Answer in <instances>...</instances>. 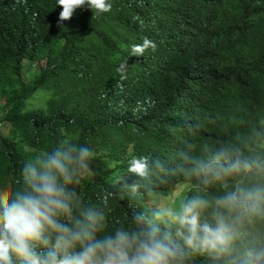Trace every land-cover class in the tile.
<instances>
[{
    "label": "trees",
    "instance_id": "16d2710c",
    "mask_svg": "<svg viewBox=\"0 0 264 264\" xmlns=\"http://www.w3.org/2000/svg\"><path fill=\"white\" fill-rule=\"evenodd\" d=\"M61 8L56 0H0V122L13 128L0 135V177L7 149L14 166L20 143L48 150L70 138L92 150L94 177L82 170L74 184L89 201L108 165L133 156L172 162L177 150L161 117L174 104L205 125L192 141L198 156L222 146L264 155V0H115L110 12L82 6L58 23ZM145 37L156 48L134 55L131 45ZM118 77L130 79L134 97L111 92ZM178 88L195 96H173ZM201 186L210 199L225 191ZM231 257L232 250L217 259L189 251L186 264H232Z\"/></svg>",
    "mask_w": 264,
    "mask_h": 264
},
{
    "label": "clouds",
    "instance_id": "9594fccd",
    "mask_svg": "<svg viewBox=\"0 0 264 264\" xmlns=\"http://www.w3.org/2000/svg\"><path fill=\"white\" fill-rule=\"evenodd\" d=\"M112 2L56 0L62 6L58 23L82 6L94 15L110 12ZM149 48L156 43L147 37L131 45L134 55ZM118 82L111 92L134 97L128 77ZM180 89L173 96H195ZM161 118L169 128L167 142L177 150L164 165L175 174L133 156L104 168L105 183L89 201L74 190L82 170L87 179L95 175L85 144L62 138L41 150L22 142L14 166L7 149L0 177V264H186L189 251L217 259L231 250L232 264H264V155L222 146L198 156L193 142L205 131L198 113L174 104ZM0 129L2 137L13 130L2 122ZM114 148L125 157L123 144ZM201 184H220L225 191L210 199Z\"/></svg>",
    "mask_w": 264,
    "mask_h": 264
},
{
    "label": "rangeland",
    "instance_id": "374dc122",
    "mask_svg": "<svg viewBox=\"0 0 264 264\" xmlns=\"http://www.w3.org/2000/svg\"><path fill=\"white\" fill-rule=\"evenodd\" d=\"M2 110V109H1Z\"/></svg>",
    "mask_w": 264,
    "mask_h": 264
}]
</instances>
